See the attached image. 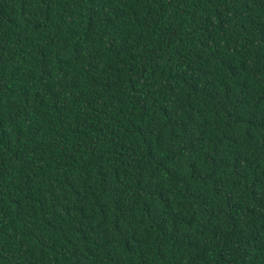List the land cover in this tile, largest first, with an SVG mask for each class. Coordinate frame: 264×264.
<instances>
[{
	"label": "trees",
	"instance_id": "16d2710c",
	"mask_svg": "<svg viewBox=\"0 0 264 264\" xmlns=\"http://www.w3.org/2000/svg\"><path fill=\"white\" fill-rule=\"evenodd\" d=\"M0 264H264V0H0Z\"/></svg>",
	"mask_w": 264,
	"mask_h": 264
}]
</instances>
